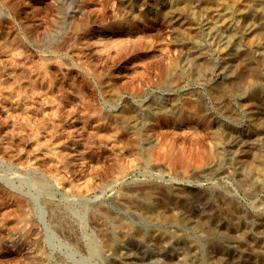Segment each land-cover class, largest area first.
I'll return each mask as SVG.
<instances>
[{
	"label": "rangeland",
	"instance_id": "obj_1",
	"mask_svg": "<svg viewBox=\"0 0 264 264\" xmlns=\"http://www.w3.org/2000/svg\"><path fill=\"white\" fill-rule=\"evenodd\" d=\"M202 1L229 13L251 3ZM175 10L182 13L186 27L169 22ZM199 11L182 0H0V89L11 92L5 102L0 91V264H38V251L48 257L44 264H112L118 252L108 249L90 210H106L137 224L115 204L121 192L146 189L160 202L170 188L180 193L215 189L245 214L263 211L264 190L245 191L238 172L253 154L264 161V105L242 91L228 107L213 102L209 90L229 77L217 72L207 77L201 71L196 78L187 73L200 67L179 40L197 34L190 25L199 21ZM198 42L210 54L221 48L206 34ZM212 57L218 68L219 59ZM181 71L187 74L184 81L166 88L164 77H177ZM197 95L206 103L207 115L196 109ZM169 99L177 101L178 110L171 109ZM152 101L164 108L150 112ZM216 103L223 110L218 111ZM223 106L228 112L232 106L234 113L227 114ZM136 109L146 112L138 120L143 121L141 127L123 125L115 117L132 115ZM208 113L213 119L217 116L216 126L209 123ZM219 124L229 133L219 136ZM238 140L244 147L236 144ZM218 148L224 155L221 164L216 160ZM211 150L219 163L208 158ZM233 152L239 153L237 161L231 158ZM225 160L232 163L225 165ZM51 206L60 207L56 219L63 214L71 222L69 236L58 230ZM186 207L189 212L184 208L181 213L189 216L190 225L181 231L198 240L200 234L191 225L205 226L211 205L194 195ZM23 212L29 216L21 221ZM253 232L264 238L262 230ZM92 242L98 246L96 252ZM127 243L122 250L132 253L136 264L166 260L155 245ZM225 251L229 261L217 251L211 256L215 264H234L237 251Z\"/></svg>",
	"mask_w": 264,
	"mask_h": 264
},
{
	"label": "bare ground",
	"instance_id": "obj_2",
	"mask_svg": "<svg viewBox=\"0 0 264 264\" xmlns=\"http://www.w3.org/2000/svg\"><path fill=\"white\" fill-rule=\"evenodd\" d=\"M182 1L185 2L187 1V3H189L190 10L193 9L194 7L200 8L199 16H198L199 21L197 23H194L195 27L190 25V27H192L193 30L197 32V34L190 36L180 35L181 36L179 40L180 44L187 47L186 51L188 55L192 58L194 63H196L200 67V69L196 67L193 68L191 67L189 68L187 73L192 74L196 78L201 75V71H203V74L206 73L207 77H209V75L212 72H217L218 76L221 75L222 77H226V78L229 77L230 80L228 79L229 81L227 82L222 81L223 83H220L221 82L220 79L222 78L221 77L219 79L220 80L219 82L216 79L218 84H216L215 82L214 83L216 85L213 83L214 85L212 86L211 84L212 88L208 90L210 91L211 94L209 95L212 96L211 98H213V102H218L222 104L224 103L228 107V105H230L231 103L230 102L228 104L229 100L232 97L234 98L235 94L237 95V93L242 91L243 93L244 92L249 93L251 98L254 99V101L256 100L257 102H262L264 105V92H263L264 89H262L264 88L263 86L264 85V0H251V3L247 8L242 10H237L234 13H229L225 9L217 11L215 9L206 7L207 4L203 3L202 0H182ZM168 18L170 20L169 22L172 25H174L176 28L186 27V25H188V24H184L185 21L183 20L184 17L182 13L178 12L177 10L171 11L168 15ZM196 25L199 26L201 25L203 29L201 27L200 30L197 29ZM203 34L209 35L210 38L216 39L217 42L221 45V48L215 49V51L210 54L207 50H205L203 44L198 45L199 44L198 41H200ZM212 56H215V58L217 57L219 59L218 68H215V66L213 65V61L215 59L212 61L213 58ZM167 68L170 70V67ZM185 68L186 67H184V69ZM171 71L173 73L177 72L174 71L173 68ZM166 72L168 73L169 71ZM172 72H170V74ZM184 72L183 74L182 71L179 74L177 73L176 74L177 77L174 78L173 77L171 78L172 75L169 76L166 75L167 77H164L166 86L165 85L164 86L166 88H168L169 85H171L170 87H173L175 84L177 85V83L181 82L182 79L184 81L185 78L183 77L184 76L186 77L187 75V74L184 75ZM0 91L2 92L1 94L4 96L3 101L9 102L7 101L6 93L11 95V92L3 91L1 89ZM199 96L194 97L193 103L199 112L201 111L203 112L204 110H206L204 106L206 105V103L202 101V98L200 99ZM247 96L248 94L245 97L248 98ZM238 98L240 99V97ZM253 99L248 101H250L251 103ZM152 100L155 99L153 98ZM203 102L205 104H203ZM218 103H216L217 106L219 105ZM237 104H239V102ZM169 105L171 109L178 110L177 101H172L171 99H169ZM221 105H219V108L221 109L220 110L217 109L218 111L223 110V108L220 107ZM253 105L256 104H254L253 102ZM232 106L230 107L233 108ZM162 108H164L162 103H157L153 101L150 103L149 106L150 112L157 111ZM224 108L226 110V107ZM232 110H234V108ZM205 112L206 111H204V113ZM229 112L227 111L226 113L228 114ZM141 113H142V109L140 110L136 109L132 115L126 116L125 114L122 113V115L118 114L115 115V117L123 125L136 126L137 123H139L138 125L140 126V123L142 122L143 124V121L138 122V120H140V118H142V116L146 112H144L143 115ZM147 113L149 112L147 111ZM208 115H210L208 116L209 123L213 122L215 123L214 125L216 126L215 119L217 116L214 114L215 119H213L214 117H212V113L211 114L208 113ZM132 120L133 122L135 121L136 123H133ZM183 120L185 119L183 118ZM220 122L221 121H219L218 123ZM261 123L264 125L263 122ZM220 124H219V128H217L216 130L217 134L220 136L221 133H223L224 135H226L227 132L229 133V130H227L226 132L224 128H223L224 131H221ZM256 126L258 128L259 125ZM227 139L228 138H226V140ZM230 139L231 138H229V140ZM141 142L143 141L139 140L137 141V144L142 145ZM236 144L239 147L240 145L241 147H244L243 144L240 142V140L236 141ZM218 145L223 146L224 144L217 143V146ZM145 146L147 147L144 150L148 148V145ZM218 150H216L217 154L215 152L212 153V150L210 153L207 152L209 153L208 158L212 160L214 158V153H215L217 159L214 158V160L220 159V164H221V162H223L222 160L224 155L220 150L219 152H217ZM238 155L237 152H233V155L231 153L232 160L237 161ZM239 157H241V155ZM250 157H251L250 162L245 163L248 165L246 166L244 164L246 167H244V169L238 172L239 174L238 183L241 185V187H243L245 191L253 194L254 192H258L257 190L259 191L261 190V192L262 190H264V161H261V157L256 154L255 155L253 154V156ZM240 160L242 161V159ZM229 161L227 162L228 164L230 162L232 163V161L230 162ZM216 163H219V161L218 162L216 161ZM227 163L225 165H227ZM220 164L218 165L220 166ZM218 165H216L217 168ZM234 170L237 169L235 168ZM198 174L201 173L198 172ZM210 190L211 189H209L208 192L203 191L200 193H196V192L180 193L178 191H175V189L170 188L168 189L167 192L168 196L166 194L163 201L160 202L153 201V195L151 194V191H148L146 189L142 191H135L134 193L121 192L120 196L115 197L114 202L117 206L123 208L125 213L133 216L134 219L137 221V224H134L128 221L127 219L122 218L123 216L120 217L117 214L116 215L118 217H116L114 214L113 217L110 215L112 213L109 211L92 208L90 210L92 215L91 219H93L92 222L94 221L95 225L97 226L96 228L97 229L99 228V232H101V235H103L102 237H104L103 240H105L106 246L111 252H118L117 256L116 254L113 255L115 257L113 258L112 264H136L133 260L132 253L122 250L123 248H125L124 245L127 242L128 243L132 242L134 243L135 246H141L144 243L155 245L159 249V251L166 256L165 258L166 260L164 261L163 264H215L211 256L213 253H217V251L219 252L221 249L223 251L219 252V254H221V256L223 257L222 260L224 261L225 260L229 261V258H227L229 256H226V253L228 252L225 250L233 249L238 253L233 258L234 264H243V263L264 264V238L256 237L253 232L254 229H258V230H262V233H264V209L263 211L257 213L253 212L250 215L245 214L241 208L236 206L232 198L226 195L225 196L219 195L218 194L219 192L214 191L215 189L214 190L212 189L211 191ZM194 195H200L204 200H206L211 205L208 223L205 226L193 225V224L191 225L194 228L195 232L200 234V236L196 237V239L200 237V239L198 240H194L195 238L194 239L191 238L192 237L191 234H190L191 237H189L190 236L189 234L187 236L181 231V229L185 226V224H189L187 223V220H189L188 219L189 216L188 217L187 215L184 216L181 213V210L185 208L186 212H189V208L186 206L189 204L190 200L191 201L193 200ZM171 196H176L178 198H176V200L174 201ZM46 202L48 203L49 200H46ZM56 208H60V207L52 208L53 210L52 215H54L53 218H55V214H58L57 213L58 210ZM54 211H56V213ZM61 212L63 211L61 210ZM64 212L66 213V211ZM26 213L23 212L21 214V219L22 216L24 218H28L29 215ZM65 219L66 217L63 214H61L59 216V219H56L55 224L57 225L58 230L60 232L62 231V234L69 236L68 230L70 229H68L67 227L68 226L70 227V225L67 226V223L69 222L66 221L68 219L66 220ZM21 221H24V219H22ZM21 221L19 220L18 223L19 222L21 223ZM15 225H16L15 228H17L18 225L17 224ZM33 240L34 241L32 244H35L36 238H33ZM246 243L250 244L248 249L244 248V245ZM92 244H91L92 251L96 252V250H98V246L95 245V242H92ZM171 253H174L176 255L175 256V258H177L176 260H172L170 258L173 257ZM45 255L44 253L38 251V261H37L38 264L43 263V261L44 262L47 261L45 259H47L48 257L46 258L47 255L46 256Z\"/></svg>",
	"mask_w": 264,
	"mask_h": 264
}]
</instances>
